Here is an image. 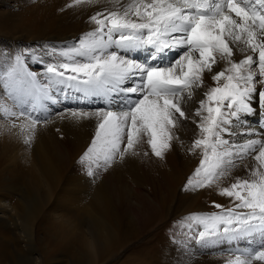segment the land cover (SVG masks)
Instances as JSON below:
<instances>
[{
    "label": "snow or ice",
    "instance_id": "obj_1",
    "mask_svg": "<svg viewBox=\"0 0 264 264\" xmlns=\"http://www.w3.org/2000/svg\"><path fill=\"white\" fill-rule=\"evenodd\" d=\"M114 2V10L98 11L90 17L96 25L94 30L57 53L64 62L46 66V82H39L34 72L27 71L20 56L8 71V80L25 95L40 100L52 99L54 88L127 97L119 111L111 110L109 105L108 110L94 113H71L74 117L98 118L94 138L80 157L82 163L89 162V175H94L93 164L96 168L106 167L117 157L136 154L135 149L145 137L152 153L163 158L175 138L172 130L177 120L187 119L180 103L185 93L191 97L192 88L203 85L205 72L212 73L218 60L225 61L227 66L211 77L216 86L203 94L205 98L195 112L200 133L191 150L199 149L201 158L186 190L218 183L236 167L237 159L243 161L253 153L255 165L247 177H237L230 186L220 188L219 194L230 198L232 207L214 203L220 211L192 214L189 220L199 226L201 241L264 234V139L235 142L225 138L256 135L236 133L231 126L234 119L239 122L242 115L256 113L254 104L264 109V87L257 90V83L264 86V0ZM232 43L242 44L252 55L233 60ZM114 46L126 50L125 55L110 50ZM144 49V62L127 58L133 50ZM174 50H180L178 57L164 64L162 57ZM0 112L23 118L21 130H34L40 123L32 112H16L6 105H0ZM31 139L27 136L25 143ZM254 261L264 264V242L259 249L237 255L227 264Z\"/></svg>",
    "mask_w": 264,
    "mask_h": 264
},
{
    "label": "bare ground",
    "instance_id": "obj_2",
    "mask_svg": "<svg viewBox=\"0 0 264 264\" xmlns=\"http://www.w3.org/2000/svg\"><path fill=\"white\" fill-rule=\"evenodd\" d=\"M40 2L43 3L44 0H40ZM129 2L130 0H120L121 4H127ZM46 7H48V10L46 12L52 15L54 26L47 29L42 35H48L47 39L50 42L54 41L51 32L56 30V32L59 34V40H62V43H65L66 46H70L71 44H73V42H76L81 35L95 29L96 25L93 24L90 19L92 15H94L98 11L114 10L117 5H115L114 0H90V2H88V0H84V2H81L79 4L75 3L74 0H50V4L46 5ZM67 13L69 20L66 19ZM42 14L43 13H36L33 16L31 14V16H29L28 18L22 19V23L28 26V31L33 28L38 29L40 27ZM15 21L16 19H13L12 17H1L0 34L3 33V30L5 31L6 28H10L14 31L19 30L21 28V25H19L18 27H14L13 23ZM71 21L75 22V24H71ZM88 27H92L93 29L88 30ZM28 31L24 29L21 30V32L25 33H28ZM24 35L26 34L19 36L23 38ZM231 46L233 47V60L235 61H239L247 55H252L251 51L245 49L242 44L232 43ZM43 48L44 46L41 47V52H44ZM61 49L62 48H59L57 45H53L52 47V51L54 52V54L59 53ZM112 50L118 51L121 55H125L126 52V50L119 49L115 46L112 48ZM46 53L47 51H45L43 55L45 56ZM132 54H136L138 57H140V55L142 57L145 56V61L147 58V49H144L142 51L133 50L129 55ZM179 54V50H174L173 55L176 58ZM237 54H241V57H237L239 56ZM128 56L127 58H129ZM62 62H64L63 58ZM147 62L150 64L154 63V61L151 60H148ZM163 63L167 64V62L165 61ZM15 64L16 58L12 54L6 53L2 49V42L0 40L1 93L5 95V93L11 92L13 98L17 102H20V108H23L22 110L25 112H32L33 115L37 118L38 115H36V111H38L37 109H39V107L35 106L34 108L32 106L33 102L37 99L22 93L20 90H18L17 86L7 78L8 71L12 67H14ZM226 66L227 65L225 61L218 60V63L216 66H214L212 73L205 72L203 85L200 87L194 86L191 90V97H189L187 93H185L184 98L180 103L182 109L186 113L187 119L177 120L176 127L172 130V135L175 138L172 140L171 147L165 152L163 158L156 157L152 153L150 146L146 143L145 137L135 149L136 154H128V157L124 158V163L120 164L118 162V164L120 165H115L116 169L114 168V172L111 171L109 175L106 172L108 171V166L107 169L104 167L96 168L95 166H93L96 172L92 181L95 185V190L97 189V191L93 194L95 200L93 201V199H90L88 200L89 205L83 206L84 208H88L86 210L87 213L85 214L84 210H81L79 215L75 213L76 218L78 217L77 222H75L76 218L75 221H73L74 217H69V219V214L68 216L66 215L67 218H65L63 215L58 216L60 220H62V218L64 217L66 222H70L72 220L73 224L77 223L75 225L78 229L82 227L81 229H79L80 231L76 233L71 229V227L75 228L71 222L70 225L68 222V226H64L62 225L63 222L60 221V223L62 222L61 225L63 227L59 224L61 227L60 230L62 232L61 235L64 236L65 240H67L69 236H72L74 237L75 245L78 246L76 250L73 251V257L75 258L72 259V264H95L98 262V258L102 259L103 256L107 255L112 256L121 248H125L124 244L128 240H130L131 238L133 239L135 236L142 233L141 230L143 229L144 225L137 223L131 218V212L133 213V217L135 219L138 211H143L140 210V208H147L145 210L147 214L145 224L151 225L153 220L159 218L158 215L161 216L159 220H162L166 216V208H215L213 206V202L207 203L206 201V198L208 196L207 194L209 193L213 194V197L216 199L215 203L222 204L225 208L230 207L228 198L225 196H221L219 194V190L222 187L230 186V184L233 183L237 177L243 178L245 170H251L252 167H254L255 161L253 159V156L255 155V153L247 156L243 161L237 159L235 161L236 167L231 168L229 170V174L222 177L220 181H218V183L213 184L210 187L192 188L190 190H186L187 181L188 179L194 177L195 169L199 166V160L201 158L199 149L195 150V152L191 150L194 140L196 138H199L200 133V130L197 127L199 117L195 115V112L200 106V100L205 98L203 94L210 87L216 86V82L213 81L211 77L218 69H223ZM44 78V80L38 81L44 83L47 80L46 75L44 76ZM259 79L261 78L257 76V81H259ZM262 87L264 86H261L259 83H257L258 91L261 90ZM195 88H197V90L193 92ZM57 96L62 99L67 97L69 100H73V104L72 101H69L67 105L78 106L76 109L74 107L65 109L68 111L78 110V112H96V109H98L96 108L97 103L94 102V100H92L91 98L102 99L104 105L107 107V110L108 106L111 105V110L119 111L121 110L119 105L122 107L127 103V97H125L124 94H120L119 97H117L116 95H113L111 97H104L103 95H85L75 90L61 91L59 88H54L52 91V99L42 100L45 112H47V114H52L55 111V109L53 108V106L55 105V101L59 102ZM193 100L194 102H192ZM254 107L257 108V111L250 116L252 118H255V122L247 125L248 121L245 119L243 120L244 124H242L241 126L237 125V123L234 122L232 124L234 126H231V129L236 133L252 132L256 135L243 137L239 135L231 137L225 136L226 139L235 142H242L246 139H264V109H260L258 104H254ZM39 112H43L41 108L39 109ZM244 117L246 116L242 115L241 119H244ZM93 118L94 120H96L95 116H71L66 120L72 122V124L66 125L70 126L68 130L69 135L68 137H66L71 146L74 142H76V140H78L79 136H81L79 140H83L84 136L80 133L84 134L88 131V127L90 125L88 127L85 126H87L88 123L92 125ZM11 123L13 124L14 122ZM15 125H18V123ZM84 128L86 131H84ZM53 136L55 135H53V133H50L49 136L41 138V140H36L37 150L34 153V156L40 164V166H38V175L30 179V182L32 183L27 184V186L24 185L27 190H25L22 195L20 194L22 201L18 200V202L14 203L15 200H13L12 202H8L4 197L5 194L0 193L1 234L9 233L15 235L16 229H18L19 226H22L24 228L23 231L25 233V235H23L22 233H18L17 237L14 236L11 240H16L15 243L7 242L4 239L6 237H2V239L0 240V264H40V258L36 257V255H40L44 259L45 257L46 259L48 258V262L45 264H52L50 262L53 259H57V257H54L56 256L55 252L59 251L62 244H65L62 242L61 244H59L60 242L57 243L52 239V241L55 243L51 242V246L48 245L46 246V248L44 247L45 249L42 250L40 249V247H38L37 244L32 243L31 240L34 236V226H36L35 224L43 213L42 211L44 210L42 208V206L44 205L42 204L43 198H46V196L39 194L41 193L40 191H43L40 190V185L42 184L40 183V181H44L46 184L43 185L49 190L52 188V185H49L50 181L52 182V180H56V177H58V175L61 173V170H63V168H66V153L64 152V147L60 145V143H57L56 140H54L55 137ZM11 151L12 150H10V152ZM104 176H106L105 182H100L101 180H103ZM33 178H35L36 181L33 180ZM112 182L113 184H111ZM128 184H130V186L132 187L131 195L126 194L129 186ZM19 192L20 191H18V194ZM177 198H179L178 204H175ZM45 200L43 201V203L47 204ZM84 201L86 202V200H82L81 203ZM88 202H86V204H88ZM118 204L120 209L116 207ZM70 207H72L71 204ZM89 207L96 209H91ZM115 207L116 209L120 210V217L114 218V214L112 212L113 210L111 208ZM150 208H154L153 212ZM77 211H79V208L77 209ZM137 218L139 217L137 216ZM187 219L189 220V218ZM181 222L182 223L180 227H177L174 224H170L168 226V228L174 230V232L171 233L172 239L173 241H178L180 232V240L189 243V238L187 239L186 236L190 233V237L195 235V233L198 232L199 227L191 223L192 226L189 224L186 228V225L188 224L187 220L182 219ZM57 223L56 225H58ZM55 227L56 226H54V228ZM164 230H162V232ZM52 231L51 235L53 234ZM74 233L76 235H74ZM161 233L159 232V234ZM257 233L259 234V239H255L256 242L263 239L264 237V234H261L259 232ZM62 236L61 238H63ZM70 241L72 240H69V242ZM240 241L241 239L239 236L234 238V244L231 246V248L234 249V247L239 246L238 249L241 250L243 247L245 248V253H248L254 247V244L252 246L245 247L241 244ZM160 243L163 242L160 241ZM159 249L161 248L159 247ZM93 255H96V259ZM160 256H162V254ZM185 257L187 260L188 257L186 255ZM210 262L211 261H205L201 262L200 264H210ZM141 264H159V262L155 259H151L148 263L146 260H141Z\"/></svg>",
    "mask_w": 264,
    "mask_h": 264
},
{
    "label": "rangeland",
    "instance_id": "obj_3",
    "mask_svg": "<svg viewBox=\"0 0 264 264\" xmlns=\"http://www.w3.org/2000/svg\"><path fill=\"white\" fill-rule=\"evenodd\" d=\"M48 4H50V0H44L43 3L40 2V0H0V19L1 17H8V18L12 17L13 19H16V21L13 23L14 27H18L19 25H21V28L19 30L14 31V30H11L10 28H6L5 31L3 30V33L0 34V40L2 42V49L6 53L12 54L15 58L17 56H20L24 67L27 69V71L34 72L38 80L45 79L44 78L45 68L49 63L62 62L61 56H59L57 53L54 54V52L52 51L53 45H57L59 48H62V49L66 46L65 43H62V40H59V34L56 32V30L51 32V34L53 35L54 41L50 42L47 39L48 35H42L47 29L54 26V20L52 18V15L46 12L49 7V6L46 7V5ZM9 13H12V14H9ZM36 13H43L42 19L40 22V27L38 29L33 28L28 31V26L22 23V19L28 18L29 16H31V14L33 16ZM66 19L69 20L68 13L66 14ZM71 24H75V22L71 21ZM23 29L27 30L28 33L21 32V30ZM89 29L91 30L93 28L88 27V30ZM23 34H26L24 35L23 38L19 36ZM77 42H78V39L76 42H73V44ZM42 46H44L43 48L44 52L47 51L45 56L43 55L44 52H41ZM173 52L174 51H171L167 53L165 56H163L162 62L165 61L168 63L170 61H174L176 57L173 55ZM237 55H239L237 57L239 58L241 57V54H237ZM128 57L131 59H135L137 62H143L145 58V56L142 57L141 55L140 57H138L136 54L129 55ZM196 90L197 88H195L193 92H195ZM91 99L97 103L96 104V108H98L96 109L97 111L101 109L107 110V107L104 105L102 99H97V98H91ZM58 100L59 102L55 101V105L53 106L55 111L52 114H47V112H45L42 100L37 99L36 101L33 102L32 106L34 108L36 106V107H39V109L41 108L43 111V112H39V109H37L38 111H36V115H38L37 118L40 119V123L37 124L34 130H29V129L21 130L20 123H22L23 118L18 119L16 117H7V116H4L2 112H0V117H2L3 115V119L0 118V127H1L0 128V154H1L0 155V193L5 194L4 197L8 202L10 201L12 202L13 200H15L14 203L18 202V200L22 201L21 195L23 194V192H25V190H27L24 185L27 186V184L32 183L30 182V179L38 175V170H39L38 166H40V164L34 156V153L37 150L36 140H41V138H45L49 136L50 133H53V135H55L53 136L55 137L54 140H56L57 143H60V145L64 147V152L66 153L65 154L66 168L65 169L63 168V170H61V173L58 175V177H56L57 182L56 180L54 181L52 180V182L50 181L49 185H52V188L49 190L43 185L46 183L44 181H40V183H42L40 185L41 186L40 190H43V191H40L41 193L39 194L46 196V198H43V201L46 199L45 201L47 202V204L43 203L42 201V204H44L42 208L44 210L42 211L43 213L41 212L42 214L37 220L36 224L34 223L36 226H34V229H35L34 236L31 240H32V243L37 244L38 247H40V249L42 250L45 249L46 246L48 245L51 246L52 245L51 242L52 243L60 242L59 244H61V242L65 243L61 245L59 251H57L58 253L55 252L56 256L54 257H57V259L56 260L53 259L50 263L52 264H72L73 262L72 259L75 258L73 257V251H75L78 246L75 245V240H74V237L72 236H69L67 240H65L64 236L61 235L62 232L60 230L61 229L60 225L62 222L63 223L66 222L65 218H67L66 215L68 216V214H69L68 218L74 217L73 221H75L76 214L79 215L81 210H84V213L86 214L87 213L86 210L88 208H84L83 206L89 205L88 200L90 199H93V201L95 200L93 194L97 191V189L95 190V185L93 184V181H92L93 177L95 176V172H96L95 169L93 168V166L95 165L93 164L92 166L94 175H89V162L85 161L82 163L80 160V157L90 146L91 140L94 138L96 125L98 123V118L96 117V120H94L93 118L92 125L89 123L88 125L86 124L87 126L85 127H88L89 125L90 126L88 127L89 129L86 128L88 129V131L84 133L85 135L83 133H80L84 136L83 140L82 139L79 140V138L81 137L79 136L78 140H76V142H74L73 145L71 146V144L69 143L67 139L69 135L68 130L70 126L69 125L66 126V125L72 124V122L66 121V120L72 116L71 113L74 110L68 111L65 109H69L70 107H74L76 109L78 106L67 105L69 101H72V104H73V100H69L67 97H65L64 99L58 97ZM192 102H194V100ZM0 105H6L16 112L22 111L23 109V108H20V102H17L13 98L11 92L5 93L4 95L1 93V90H0ZM119 107L122 109L120 105ZM75 111H78V110H75ZM245 119L248 121L247 125L256 121L255 118H252L250 115H248L244 117V119H240L239 122L234 119L233 123L235 122L237 123V125L241 126L242 124H244L243 120ZM11 122H14L13 124L18 123L19 126L16 125V127H13V124ZM6 125L8 126V128ZM63 126H64V129H63ZM84 131H86L85 128H84ZM29 135H31L32 137L31 142L25 143V139ZM10 150L12 151L10 152ZM127 157L128 155H125L122 159L120 157H117L110 165H108V171H106L107 174L109 175L111 171L114 172L115 165H120L124 163V160H125L124 158H127ZM118 162L120 164H118ZM104 168L107 169V166ZM249 171L250 169L245 170L243 177H247ZM105 178L106 176H104L103 180H101L100 182H105L106 180ZM33 180L36 181L35 178H33ZM111 184H113V182ZM128 185L129 186H128L126 194L131 195L132 187L130 186V184ZM15 188L17 191L15 190ZM18 191H20L19 194H18ZM207 195H208L206 198L207 203L216 202V199L213 197L212 193H209ZM82 200H86L88 204H86L85 201L81 203ZM178 200L179 198H177V200L175 201V204H178ZM228 201H229V206L232 207L233 205H232L231 199L228 198ZM70 204L72 207H70ZM116 207L119 208V204ZM116 207L111 208L113 210L112 212L114 214V218L121 216V212L119 210L120 208L116 209ZM78 208H79V211H77ZM91 209H96V208H91ZM146 209L147 208H140V210H143V211L142 212L138 211V214L135 216L136 217L135 219L133 217V213L131 212V218L137 223L144 225L143 229L141 230L142 233L135 236L133 239L131 238L130 240H128L124 244L125 248H121L116 253H114V255L103 256L102 259L97 257L98 262L95 264H141V260H146L148 263L151 259L157 260L159 264L160 263L161 264H179V263L180 264H190V263L200 264L201 262H205V261H211L210 264H227V261L233 260L235 259L237 255H241L245 253L244 251L245 248L243 247L241 250L238 249L239 246L234 247V249H232L231 246L234 244V239L225 237V236L216 237L217 239L214 238L215 240L212 239V240H207V241H201L198 237V232L195 233V235H193L192 237H190V234H191L190 233L189 235L186 236L187 239L189 238V243H186L183 240L182 241L180 240V232H179V240L173 241L171 233H173L174 230H171V228H168L170 224H174L177 227H180L182 223L181 222L182 219H185L188 222V224L186 225V228H187L189 224L190 225L191 223L194 224L191 220L187 219L192 214H202V213L206 214L210 212H217V211H220L219 209H216V208H195V209L194 208L193 209L192 208L191 209L166 208V213H165L166 216L162 220H159L161 216L158 215L159 218H157L156 220H153L151 225L145 224L146 218H147V214L145 212ZM150 209L153 212L154 208H150ZM59 215H63L65 218L63 217L62 220H60L58 217ZM137 216L139 218H137ZM77 218L75 222H77ZM80 220H81V217H80ZM60 221L62 222L60 223ZM73 221L71 220L70 222L72 223ZM68 222L69 221L66 222L67 224L62 223V225L68 226ZM70 222H69V225H70ZM56 223L58 225H56ZM75 224L72 223V225L76 228V230L75 228H72V227L71 229L72 231L77 233L80 231L79 229H81L82 227L78 229ZM54 226H56L55 228L57 230L54 228ZM23 229L24 228L22 226H19V228L16 229L15 235L9 234V233L1 234L0 232V240L2 239V237L3 238L6 237L4 239L7 242L15 243L16 240L12 241L11 239L14 236L17 237L18 233H22L23 235H25ZM162 230L164 231L162 232ZM199 230L200 228L198 229V231ZM51 231L53 233L52 235H51ZM159 232L160 233L162 232V233L159 234ZM74 235L76 234L74 233ZM61 236L63 238H61ZM239 237L241 239L240 241L241 244L245 247H249L254 244V247L251 249V251L259 249L261 243L264 242V237L263 239L256 242L255 239L257 238L259 239L258 233L242 234ZM52 239L53 241L55 240V242H53ZM69 240H72V241L69 242ZM160 241H162L164 244L160 243ZM171 242H174V243H171ZM168 245H169V248H168ZM159 247L161 249H159ZM161 254L162 256H160ZM185 255L188 257L187 260H186ZM93 256L96 259L95 257L96 255H93ZM36 257L40 258V261H41L40 264H45L48 262V258L46 259V257L45 259L42 258L40 255H36ZM253 264H261V262L254 261Z\"/></svg>",
    "mask_w": 264,
    "mask_h": 264
}]
</instances>
